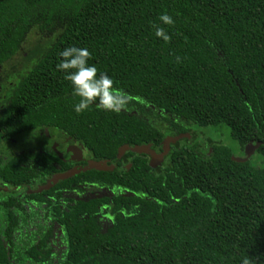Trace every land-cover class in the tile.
Wrapping results in <instances>:
<instances>
[{"label":"trees","instance_id":"trees-1","mask_svg":"<svg viewBox=\"0 0 264 264\" xmlns=\"http://www.w3.org/2000/svg\"><path fill=\"white\" fill-rule=\"evenodd\" d=\"M33 30L47 46L14 81L3 68ZM68 46L87 48L98 74L128 93L125 110L73 111L79 97L56 67ZM220 127L235 147L212 141ZM44 129L116 164L125 145L187 138L155 170L129 153L130 171L84 172L40 195L0 193V264H264V163L253 161L264 159V0H0V147ZM251 143L262 145L249 161L232 160ZM47 168L18 155L0 162V183L44 184ZM79 185L108 193L73 206L44 198Z\"/></svg>","mask_w":264,"mask_h":264},{"label":"flooded vegetation","instance_id":"flooded-vegetation-1","mask_svg":"<svg viewBox=\"0 0 264 264\" xmlns=\"http://www.w3.org/2000/svg\"><path fill=\"white\" fill-rule=\"evenodd\" d=\"M28 134H30L29 140L24 141L21 140L20 138V139H10L6 142H3L0 147V162L10 160L11 158L18 155H26V156L28 155V163H30V165L33 168L36 167V169L39 170L38 172L40 174H44L47 172L45 171L46 166L49 167L47 169L50 168L52 169L51 171L52 174L48 179H46V182L44 184H40L37 177H32L31 179H29L28 185L27 184L18 185L16 188H10V189L7 187L6 184L0 183V193L2 192L15 193L19 197H22L23 193H26L28 195H40L43 194L44 192H49L52 189V187L57 186L60 182L72 179L80 175L81 173H84L83 170L89 166V162L96 161L87 154V152L85 151L84 147H82L81 144L73 140L71 137H67L59 132H54V131H50L49 129H44V130L30 132ZM180 135H185V137L187 138L186 134H179V135L169 134L167 137H177ZM149 145L156 154H161L163 152V142L161 148H157L152 144ZM36 153L40 156V159H32L30 157V155ZM129 153H133V152L132 151L126 152L120 159H118V155H117V161L119 162L117 164L109 163V161L107 160H99V161H106L110 166V168L120 167L122 169L126 168L128 171H130L132 169V163L128 160L131 159L133 156L130 157L128 156L126 159H123ZM141 156H146L148 158L149 166H150V157L147 155H141ZM167 157L165 158V161ZM40 161H41V165L39 164ZM165 161L163 162V164L165 163ZM162 165L152 169L155 170L161 167ZM41 167H43L42 170ZM73 170L80 171V173L69 179L59 181L58 184L52 185L49 190H44L41 193H36V191H38L40 188L47 186L48 182L51 181L55 176L72 172ZM88 171H92V170H88ZM83 189L84 188L82 185H79V187L72 186L71 189L58 190L53 192V194L51 195H45L44 198L51 199L52 201L57 200L58 203H63V204H66L65 202L68 199L69 201L67 203V206H73L75 202L79 200H86L88 198L95 197V195L97 194L106 195L108 193L106 189H101V190L97 189L93 191H91L93 188H87L85 190ZM61 209H65L66 211H68L67 207L62 206ZM104 228H106V226H104Z\"/></svg>","mask_w":264,"mask_h":264},{"label":"clouds","instance_id":"clouds-1","mask_svg":"<svg viewBox=\"0 0 264 264\" xmlns=\"http://www.w3.org/2000/svg\"><path fill=\"white\" fill-rule=\"evenodd\" d=\"M163 25H174L173 17L167 13L159 16ZM155 36L165 43L171 37L162 26L153 25ZM57 70L64 74V78L70 82L72 95L79 97L77 103L73 105V111L79 115L91 106L107 112L120 114L130 103V96L123 89L115 87V81L107 74H98V69L89 64L91 53L87 48L68 46L59 52ZM179 62V57H177ZM243 264H249L248 259H244Z\"/></svg>","mask_w":264,"mask_h":264},{"label":"water","instance_id":"water-1","mask_svg":"<svg viewBox=\"0 0 264 264\" xmlns=\"http://www.w3.org/2000/svg\"><path fill=\"white\" fill-rule=\"evenodd\" d=\"M185 135H180L177 137H167L163 141V152L161 154H156L152 149L150 145H143V146H135L133 148L129 147L128 145L123 146L120 148L118 152V159H120L126 152L132 151L133 153L140 154V155H147L150 157V167L156 168L157 166H160L165 161V158L169 155L171 145L177 143L180 139L184 138ZM262 143L257 144H249L245 148V155L244 157H232V160L238 163H246L251 159L254 154L259 150ZM111 168L108 165L106 161H92L89 162V166L85 168L83 171L86 172L88 170H97L102 172H107ZM80 171L73 170L72 172L64 173L58 176H55L51 181L48 182L47 186L40 188L36 193H41L44 190H49L52 185L58 184L59 181L69 179L77 174H79Z\"/></svg>","mask_w":264,"mask_h":264},{"label":"rangeland","instance_id":"rangeland-1","mask_svg":"<svg viewBox=\"0 0 264 264\" xmlns=\"http://www.w3.org/2000/svg\"><path fill=\"white\" fill-rule=\"evenodd\" d=\"M41 37H43V34H41V32H39L38 30H33L22 44L21 52L17 56H15V58L5 68H3V71L5 72L8 71L14 73V81L17 80L19 73L26 72V70L32 66L31 61L32 58L35 57V53L47 46V43L44 41L45 39ZM209 135L214 142L223 143L231 147L236 146L235 143L231 140L230 132L226 127H220L218 129L211 130ZM29 138L30 134H24L21 140L25 141L29 140ZM253 161L255 163H258L259 165L264 163V159L261 158L258 154L253 157Z\"/></svg>","mask_w":264,"mask_h":264}]
</instances>
